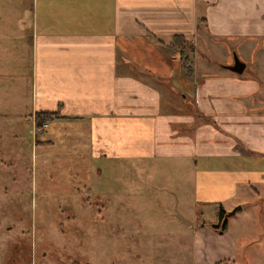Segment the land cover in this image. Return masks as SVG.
I'll list each match as a JSON object with an SVG mask.
<instances>
[{"label":"crops","instance_id":"0c3cea01","mask_svg":"<svg viewBox=\"0 0 264 264\" xmlns=\"http://www.w3.org/2000/svg\"><path fill=\"white\" fill-rule=\"evenodd\" d=\"M4 3L0 44L13 43L14 65H26L28 76L14 88L25 92L0 96V106L10 99L37 131L79 128L68 138L94 160L175 163L162 177L177 176L195 203L216 212L209 222L179 216L193 237L191 264H264V209L253 236L247 209L264 198V94L241 55L247 42L264 52V0ZM177 33L193 39L192 73L168 46ZM234 53L247 63L242 73L228 67ZM57 110L62 116L36 125V112ZM52 134H40L36 145L54 144ZM219 204L242 205L224 231L211 226Z\"/></svg>","mask_w":264,"mask_h":264},{"label":"rangeland","instance_id":"374dc122","mask_svg":"<svg viewBox=\"0 0 264 264\" xmlns=\"http://www.w3.org/2000/svg\"><path fill=\"white\" fill-rule=\"evenodd\" d=\"M9 5L0 0V9ZM200 32L202 36L205 31L200 28ZM245 44L250 48L241 55L250 73L260 78L259 92L264 94V52L258 51L256 42ZM12 48V42L0 44L1 97L25 92L14 90L27 78L28 67L14 65ZM3 102L0 264H191L193 237L178 213L209 222L216 219V212L213 206L195 203V195L182 190L177 176L162 177L161 172L174 171L175 163L168 162L165 169L161 162L94 160L85 155V145L75 146L77 138H68L81 134L79 128L54 131L50 126L37 131L30 118L14 112L10 99ZM183 106L190 113L189 105ZM43 132L46 136L53 132L54 144L36 145ZM165 182L171 184L169 188L162 185ZM253 203L255 208L247 203L252 236L264 198Z\"/></svg>","mask_w":264,"mask_h":264},{"label":"trees","instance_id":"16d2710c","mask_svg":"<svg viewBox=\"0 0 264 264\" xmlns=\"http://www.w3.org/2000/svg\"><path fill=\"white\" fill-rule=\"evenodd\" d=\"M206 21L207 19L205 16L200 17L199 27L203 25V23L201 22H206ZM168 45L172 47L173 49L180 50L181 57L183 58L184 66L188 68L189 73H192L191 56H193V53L195 51V45H194L193 39L191 37L186 36L185 34L177 33L172 36ZM58 116H62L59 114L58 110L57 111H38L35 113V122L37 126H42V123H44L45 121L51 120L54 117H58ZM227 212L228 211L224 208V206L222 204H219V207H218L219 220L218 222L211 223V226H213L219 231H224L228 225V217H226Z\"/></svg>","mask_w":264,"mask_h":264},{"label":"water","instance_id":"95a60500","mask_svg":"<svg viewBox=\"0 0 264 264\" xmlns=\"http://www.w3.org/2000/svg\"><path fill=\"white\" fill-rule=\"evenodd\" d=\"M247 63L246 61H244L243 59H241V57L237 54L234 53V62L232 64H229L228 67L233 70L236 71L238 73H242L246 67ZM242 205L238 204L236 205L231 211L227 212L226 217H228L229 215L235 213L238 209H241ZM178 215L184 219L185 221L189 222V219L186 218L184 215H182L181 213H178Z\"/></svg>","mask_w":264,"mask_h":264}]
</instances>
